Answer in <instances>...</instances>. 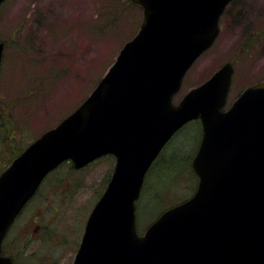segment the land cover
Listing matches in <instances>:
<instances>
[{
  "label": "water",
  "instance_id": "obj_1",
  "mask_svg": "<svg viewBox=\"0 0 264 264\" xmlns=\"http://www.w3.org/2000/svg\"><path fill=\"white\" fill-rule=\"evenodd\" d=\"M229 1L133 0L142 7L139 29L94 89L0 173V252L49 171L65 160L79 168L112 154L111 177L72 264H264V80L223 110L233 71L227 62L173 103L186 70L217 37ZM194 119L201 124L190 161L196 189L139 233L144 176L169 138ZM11 263L0 253V264Z\"/></svg>",
  "mask_w": 264,
  "mask_h": 264
},
{
  "label": "rangeland",
  "instance_id": "obj_2",
  "mask_svg": "<svg viewBox=\"0 0 264 264\" xmlns=\"http://www.w3.org/2000/svg\"><path fill=\"white\" fill-rule=\"evenodd\" d=\"M141 20L142 8L131 0L1 3L0 172L82 103ZM218 27L216 39L187 70L173 102L227 62L233 71L225 108L246 87L264 80V0H232ZM199 126L193 120L179 129L147 171L136 209L140 232L194 191L196 177L189 180L182 171L186 167L189 172L186 163L190 167ZM113 165L110 155L79 168L65 161L44 178L5 237L15 264L72 263L88 212Z\"/></svg>",
  "mask_w": 264,
  "mask_h": 264
},
{
  "label": "flooded vegetation",
  "instance_id": "obj_3",
  "mask_svg": "<svg viewBox=\"0 0 264 264\" xmlns=\"http://www.w3.org/2000/svg\"><path fill=\"white\" fill-rule=\"evenodd\" d=\"M42 183V182H41ZM41 185V184H40ZM39 188V187H38ZM38 190V189H37ZM37 190H36V192H37ZM35 192V193H36ZM34 193V194H35ZM34 194L30 197V199L34 196ZM29 199V200H30ZM29 200L27 201V203L29 202ZM25 206H26V204H25ZM25 206H23L22 207V209L20 210V212L23 210V208L25 207ZM20 212H19V214H20ZM18 214V215H19ZM18 217V216H17ZM4 241H5V238H4V240H3V244H2V249H1V253H2V255H6V256H10L11 258H12V260H13V263L12 264H15L16 263V259H15V257H14V255L10 252V251H8L7 250V247H5V245H4Z\"/></svg>",
  "mask_w": 264,
  "mask_h": 264
},
{
  "label": "trees",
  "instance_id": "obj_4",
  "mask_svg": "<svg viewBox=\"0 0 264 264\" xmlns=\"http://www.w3.org/2000/svg\"><path fill=\"white\" fill-rule=\"evenodd\" d=\"M132 1V0H131ZM133 2V1H132ZM199 128H200V126L198 127V130H199ZM186 165H187V167L189 168V172H187L186 170V167H185V171L183 170H181L180 169V171H182V172H184V174L188 177V179L190 180L191 178H192V174L193 173H191V170H190V167L188 166V163H186ZM72 167V166H71ZM73 168V167H72ZM173 183H171V185H172ZM170 185V184H169ZM161 199V198H160ZM159 198H158V200H160Z\"/></svg>",
  "mask_w": 264,
  "mask_h": 264
}]
</instances>
